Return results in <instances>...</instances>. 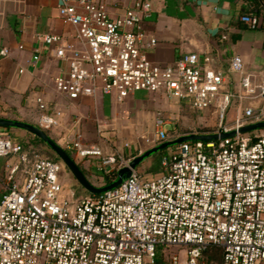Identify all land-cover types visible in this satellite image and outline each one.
<instances>
[{
	"label": "built area",
	"instance_id": "built-area-1",
	"mask_svg": "<svg viewBox=\"0 0 264 264\" xmlns=\"http://www.w3.org/2000/svg\"><path fill=\"white\" fill-rule=\"evenodd\" d=\"M151 12L150 0L135 1L119 16L110 14L108 0H61L59 14L75 28L77 44L58 51L69 67L55 77L57 91L71 100L110 94L119 103L140 90L165 92L198 111L220 108V126L234 102V122L219 132L236 134L180 143L163 157L159 173L133 169L118 187L73 202L60 162L36 159L23 181L9 177L0 198V264H264V133L239 132L264 121V79L246 72L240 54L228 70L204 68L196 52L169 65L150 60L146 51L157 38L143 21ZM257 23L254 17V28ZM38 39L52 44L60 37ZM9 54L0 47V57ZM39 57L36 50L33 61ZM230 74H239L237 91ZM35 102L37 126L46 132L61 126L63 110L42 95ZM166 123L163 117L155 122L157 145L168 140ZM63 140L81 158L104 156L100 145L85 144L80 131ZM22 152L23 144L0 128V156ZM115 155L103 157L101 166ZM171 247L179 250L167 255ZM210 248L220 249L217 261L206 258Z\"/></svg>",
	"mask_w": 264,
	"mask_h": 264
},
{
	"label": "crops",
	"instance_id": "crops-1",
	"mask_svg": "<svg viewBox=\"0 0 264 264\" xmlns=\"http://www.w3.org/2000/svg\"><path fill=\"white\" fill-rule=\"evenodd\" d=\"M135 1L137 0H108L110 14H123ZM150 1L151 15L143 21L146 31L157 38V45L146 51L150 60L169 65L186 53L196 52L200 55L204 68L212 66L228 70L233 55L240 54L244 59L246 72L256 74L260 80L264 79V29L257 27L236 30L230 27L233 17L240 10L242 0ZM60 2L61 0H0V47L10 49L8 56L0 57V117L38 125L41 112L35 98L42 95L54 108L64 112L61 126L51 131L57 142H64L63 135L73 138L80 131L83 137H89L96 135V130L102 131L99 135L103 137L99 141L100 145L115 137L118 124L128 114L133 115L134 122L142 126L143 118L155 124L158 116L166 115L165 110L183 104L190 105L188 101L173 100L165 92L146 90L134 92L121 103L116 101L114 95L104 93L77 100L60 94L55 88L54 79L68 69L69 60L59 57L58 51L70 44H77L75 28L59 14ZM260 4L264 8V0H260ZM226 33H239L240 38L225 39L223 35ZM39 34H55L60 39L48 44L38 39ZM36 50H39L40 57L34 62ZM206 58L210 62L206 63ZM229 76L231 90H239V74ZM143 92L146 95L144 98L137 97L138 93ZM7 130L11 138L22 144L34 141V134L29 131L19 128ZM16 130L24 131L25 134ZM131 136L135 138L133 133ZM126 143L130 145L129 142H124V145ZM102 148L106 155V148ZM130 149L128 160L146 150L134 143ZM22 154H28V151L25 149L17 155L0 156V198L10 182L9 177L14 174L18 176L23 171L24 162H21V158L24 160L25 156ZM112 155L109 154L108 157ZM24 178L25 175L21 174L19 181ZM64 183L70 189L66 180Z\"/></svg>",
	"mask_w": 264,
	"mask_h": 264
},
{
	"label": "rangeland",
	"instance_id": "rangeland-1",
	"mask_svg": "<svg viewBox=\"0 0 264 264\" xmlns=\"http://www.w3.org/2000/svg\"><path fill=\"white\" fill-rule=\"evenodd\" d=\"M145 96L146 95L144 92L137 94V97L139 98H144ZM235 105L236 104L232 102V104L229 106L226 119L223 121L222 126H220V108L216 106L204 111H198L194 107H192L191 104H183L180 107L174 106L173 108L165 110L164 113H166V115L162 114L158 116V118L163 117L167 122L164 126V131L167 133L168 140H173L178 138L180 135L190 133L211 134L213 135V139H216V137H218V133H220L219 129L233 124L235 116L237 114ZM132 116L133 115L128 114L125 118H122V121H120V123L118 124L117 134L115 135V137H113V139L111 138L109 141H106L104 144H100L102 147L106 148L107 153L103 156L104 158L107 159L109 154H116L114 156V161L110 165H105V167L101 166L103 164V157L90 156L81 158L75 152H73V156L76 162L81 165V167L86 172L88 179L94 185H104L106 183L107 172L114 168L118 169L119 166L123 163V160L127 162L130 161L128 160L129 156H127V154L130 152V148L133 143L135 144V146H143V149L146 150L157 145L158 140L155 131L156 125L153 123L151 124L145 118H143L142 120V126L137 125L134 122V118ZM0 128L2 129L3 127ZM16 132L20 134L24 133V131L22 132L17 130ZM92 132H94V129ZM95 132L96 135L83 137V141L86 142L87 145H99V141H101V139L103 140V137L99 136L101 135L100 133L102 131L97 132L95 130ZM121 133L124 134L121 135ZM132 133L135 135V138H132ZM245 133L255 135L261 134L264 133V128ZM33 140V142H23L24 150L26 149L28 151V154H22L25 156V158L23 160L24 167L22 168L23 171L21 172V174H24L25 176L27 175V171L30 169L32 163L36 159L40 157L53 159L56 156V153L48 144H44L43 142L35 138ZM124 142H129L130 145H124ZM122 143L123 145H121ZM175 147V145H172L160 150V153L157 152L158 154L155 153L151 157L145 159L137 168L140 172L147 176H153L159 173V171L163 170V157L169 156L172 151L176 149ZM60 164L62 165L61 176L64 180H66V183L70 188L69 199L71 200V202H73L80 195H87L88 191L77 181V179L72 174L70 169L65 165V163L60 162ZM128 164L120 167V169L128 166ZM21 174H19L18 176L16 175V181H19V179L21 178ZM178 250L179 248L171 247L169 249H166L165 253L168 255L169 253L177 252ZM162 251H164L162 250V248H158V252L161 253ZM220 254L221 252L219 250L214 253V259L216 261L218 260Z\"/></svg>",
	"mask_w": 264,
	"mask_h": 264
},
{
	"label": "water",
	"instance_id": "water-1",
	"mask_svg": "<svg viewBox=\"0 0 264 264\" xmlns=\"http://www.w3.org/2000/svg\"><path fill=\"white\" fill-rule=\"evenodd\" d=\"M0 127L19 128L29 131L34 135L40 137L60 157L61 161L64 162L65 165L70 169V171L75 176L77 181L91 194H100L110 189H114L118 187L126 178L131 176L133 169H136L145 159L151 157L153 154L159 152L160 150L166 147L172 145L177 146L180 143L187 141H217L229 136H233L237 132L236 130L220 132L218 133V137H216V139H213V135L211 134L190 133V134H183L173 140H166L152 148L145 150L141 154L131 159L128 166L118 171L117 177L112 182L102 186H96L92 182H90V180L87 178V176L80 168L78 163L70 156V154L66 151V149L54 138H52L48 134V132H46L39 126L15 118L0 117ZM263 128H264V121L243 126L240 128L239 132H249V131L260 130Z\"/></svg>",
	"mask_w": 264,
	"mask_h": 264
},
{
	"label": "trees",
	"instance_id": "trees-1",
	"mask_svg": "<svg viewBox=\"0 0 264 264\" xmlns=\"http://www.w3.org/2000/svg\"><path fill=\"white\" fill-rule=\"evenodd\" d=\"M254 17H256L257 20H258V23L256 24L255 28L259 27V28H263L264 29V8L260 4V0H242L241 1L240 10L233 17V19L231 21V24H230V27L234 28L236 30H242V29H246V28H254L253 25H252V19ZM223 37L225 39H227V37L228 38L229 37L230 38L233 37L234 39H238V38H240V34L239 33H232L231 35H229V34L226 33V34L223 35ZM7 129L11 130L12 128H8L7 127ZM47 132L52 138H54L52 136V134H51V131H47ZM33 136L35 137V139H38L39 141L43 142L44 144H47L40 137H38L36 135H33ZM65 149L70 154V156L75 160V158L73 156L74 153L71 150L67 149V148H65ZM23 150H24V145H23ZM158 153H160V152H158ZM158 153H156V154H158ZM50 160H53V161H56V162H58V161L62 162L60 157L57 154H56L55 158L50 159ZM78 165L80 166V168L83 170V172L86 175V172L81 167V165L79 163H78ZM103 171H105V170H103ZM117 173H118V169L117 168H114V169L110 170L109 172H107V174H106V183L105 184H108V183L112 182L117 177ZM88 194H91V193L88 192ZM218 250L220 251V249H218V248H210V249H208L206 251L207 252L206 253V258L209 259V260L214 259V256H215L214 253L216 251H218ZM220 256H221V254L219 255L218 259L220 258Z\"/></svg>",
	"mask_w": 264,
	"mask_h": 264
}]
</instances>
